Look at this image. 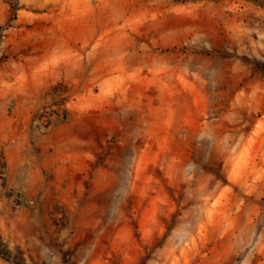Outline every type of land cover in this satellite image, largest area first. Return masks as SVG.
<instances>
[{
  "label": "rangeland",
  "instance_id": "obj_1",
  "mask_svg": "<svg viewBox=\"0 0 264 264\" xmlns=\"http://www.w3.org/2000/svg\"><path fill=\"white\" fill-rule=\"evenodd\" d=\"M0 153V264H264V0H0Z\"/></svg>",
  "mask_w": 264,
  "mask_h": 264
},
{
  "label": "built area",
  "instance_id": "obj_2",
  "mask_svg": "<svg viewBox=\"0 0 264 264\" xmlns=\"http://www.w3.org/2000/svg\"><path fill=\"white\" fill-rule=\"evenodd\" d=\"M56 92L59 93L61 98H64L60 103L55 104L53 107L59 111L60 118H64L66 115V96L67 94L63 91V89H56ZM48 111L42 110L40 113H36L31 121L32 127L38 134L47 133L51 127L52 123L48 120L47 114ZM1 155V153H0Z\"/></svg>",
  "mask_w": 264,
  "mask_h": 264
},
{
  "label": "crops",
  "instance_id": "obj_3",
  "mask_svg": "<svg viewBox=\"0 0 264 264\" xmlns=\"http://www.w3.org/2000/svg\"><path fill=\"white\" fill-rule=\"evenodd\" d=\"M76 74V75H75ZM75 74H70V76L71 77H75V76H79V74L78 73H75ZM64 78H65V76H63ZM49 82L50 81V84H52V83H54L56 80H54V78L53 77H47V79H45V82ZM44 86V82L37 88V97L38 98H36L35 99V101H34V103L32 104L33 106H35L36 108H39V106H41L42 104H43V102L46 100V99H48L49 98V96H47V97H45V93H46V86L45 87H43ZM47 88H48V86H47ZM34 94V93H33ZM39 110V109H38ZM29 121H23V123H22V126H23V130H24V132L26 133V129H27V127H29ZM30 133V135H33L32 134V132H29ZM28 133V134H29ZM28 134L26 133L24 136H23V142L25 143V144H27L28 142H27V140H26V138H27V136H28Z\"/></svg>",
  "mask_w": 264,
  "mask_h": 264
}]
</instances>
